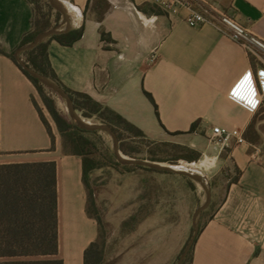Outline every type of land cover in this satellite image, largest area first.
<instances>
[{"label": "crops", "instance_id": "0c3cea01", "mask_svg": "<svg viewBox=\"0 0 264 264\" xmlns=\"http://www.w3.org/2000/svg\"><path fill=\"white\" fill-rule=\"evenodd\" d=\"M61 1L71 30L83 26L84 35L71 46L46 44L59 86L88 95L148 140L178 137L176 145L223 152L216 175L225 192L195 239L190 264H264V155L247 141L208 144L214 127L246 138L264 101L262 60L213 26H188L185 8L168 14L155 0ZM208 1L264 42V0ZM33 17L27 0H0V165L55 163L58 250L45 258L86 264L100 232L87 212L82 158L64 152L55 131L49 133L33 82L10 58L33 31ZM53 20L55 14L58 25ZM100 30L111 42L101 40ZM172 254L170 261L178 257Z\"/></svg>", "mask_w": 264, "mask_h": 264}, {"label": "rangeland", "instance_id": "374dc122", "mask_svg": "<svg viewBox=\"0 0 264 264\" xmlns=\"http://www.w3.org/2000/svg\"><path fill=\"white\" fill-rule=\"evenodd\" d=\"M40 4L45 11L51 12L43 0ZM53 21L59 24L61 18ZM45 96L69 120L63 100L47 89ZM36 102L50 130L53 129L61 141L63 151L70 153L72 143L67 134L63 137L59 133L45 100L37 90ZM77 112L84 120L101 124L96 117H85L81 111ZM252 124L248 139H245L264 155V101ZM120 132L121 145L127 151V154L122 153L124 156L182 166L206 177L212 201L210 210L200 218V228L217 209L225 192L223 182L218 186L216 175L218 164L224 161L223 152L220 155L203 154L196 147L176 145L175 142L180 140L178 137H171L168 142H154L133 137L124 129ZM84 136L92 142L89 157L101 165L91 173L86 188L87 212L98 223L97 244L101 250L100 262L91 260L89 264H176L178 257L170 261L173 250H177L179 256L188 242L192 234V215L205 200L204 190L177 174L117 165L108 134L99 132ZM210 141L208 144L219 143L214 138ZM202 161H206L209 167H200ZM189 263L188 260L185 264Z\"/></svg>", "mask_w": 264, "mask_h": 264}, {"label": "trees", "instance_id": "16d2710c", "mask_svg": "<svg viewBox=\"0 0 264 264\" xmlns=\"http://www.w3.org/2000/svg\"><path fill=\"white\" fill-rule=\"evenodd\" d=\"M27 1L33 5L34 17L31 21L33 31L25 34L19 46L30 43L37 34L55 27L51 21L52 13H55V20L56 18L62 19L61 14L53 12L54 10L49 6L46 0H43V2L51 12L44 10V6H41L40 0ZM83 35L84 27L82 26L78 29H72L65 34L53 36L34 50L23 53L22 59L37 72L56 82L46 52L47 42L55 40L63 46H71L81 40ZM100 38L102 41L111 42L109 34L105 33L103 30H100ZM10 58L20 68L13 54H10ZM21 71L33 82L36 90L45 100L46 107L56 123L59 133L63 137L67 134V138H69L72 143V151L70 153L82 158L83 183L87 188L91 173L99 169L101 165L95 162L93 158L89 157L92 153L90 149L92 147V142L86 138L84 134L97 135L99 132H88L78 129L73 122H70L60 113L54 102L45 96L46 89L49 93H54L41 85L38 81L32 79L24 70L21 69ZM65 91L71 96L75 109L81 111L85 117H96L99 122L111 126L119 139V149L121 153L127 154V151L121 145L120 131L122 129L130 132L133 137L147 139L139 128L129 123L109 108L101 106L88 95L74 93L68 90ZM146 94L151 101H153L151 95L148 93ZM39 113L41 120L47 127L49 133H51L47 121L40 111ZM252 123L249 125L245 134L246 139H248V133L253 127ZM196 125L197 122L192 125L191 132ZM149 160L152 162L156 161L154 159ZM116 164L120 165L118 162ZM138 168L155 171L145 167ZM234 180H236V178H234ZM210 208L211 205L203 212L202 216L207 213ZM213 213L209 219H211ZM206 222L199 228V232ZM57 250V191L55 163L34 162L0 165V258L3 259L0 261V264H63L61 260L45 258L56 255ZM192 250L193 246L183 264L188 260L191 263ZM91 260L95 261V263H99L101 260V250L98 249L97 242L92 244L86 252V264H89Z\"/></svg>", "mask_w": 264, "mask_h": 264}, {"label": "water", "instance_id": "95a60500", "mask_svg": "<svg viewBox=\"0 0 264 264\" xmlns=\"http://www.w3.org/2000/svg\"><path fill=\"white\" fill-rule=\"evenodd\" d=\"M46 1L55 12L61 14L62 17L61 22L55 27L37 34L30 43L19 46L13 53V57L16 63L32 79L38 81L41 85L51 90L54 94H56L60 99L63 100L69 120L73 122L78 129L88 132H101L108 134L112 140L113 155L120 165L145 167L158 172H168V173L177 174L179 176L189 178L190 180L201 186V188L204 190L205 193V200L194 211L192 215V234L176 261V264H183L198 235L199 222L202 213L206 211L211 205L212 193L209 182L207 181L206 177L202 176L201 174L193 173L192 171L186 169H182V168L176 169L172 165H166L158 162H152L141 159H133L124 156L119 149V139L110 125L104 123L101 124L90 123L84 120V118L80 116L77 110L75 109L71 96L61 86H59L56 82H54L50 78L37 72L22 59L23 53L34 50L36 47H38L39 45L44 43L47 39L53 36L62 35L71 30V19L68 10L64 6L63 2L61 0H46Z\"/></svg>", "mask_w": 264, "mask_h": 264}, {"label": "built area", "instance_id": "2783aa9c", "mask_svg": "<svg viewBox=\"0 0 264 264\" xmlns=\"http://www.w3.org/2000/svg\"><path fill=\"white\" fill-rule=\"evenodd\" d=\"M198 1L200 3L195 7L192 0H155L156 4L168 14H176L181 8L188 9L189 15L185 19L188 26L192 28L213 26L247 51L258 56L264 65L263 41L220 9L216 3L208 0ZM154 59L155 57L151 58L150 62ZM212 138L219 141L222 147H228L232 141L236 144H243L246 141L239 130L228 131L220 127L212 129Z\"/></svg>", "mask_w": 264, "mask_h": 264}, {"label": "bare ground", "instance_id": "6f19581e", "mask_svg": "<svg viewBox=\"0 0 264 264\" xmlns=\"http://www.w3.org/2000/svg\"><path fill=\"white\" fill-rule=\"evenodd\" d=\"M200 167H204V168H208L209 167V165L206 163V161H202V162H200ZM175 167V166H174ZM194 167V166H193ZM176 169H185V168H183L182 166L180 167V166H177V167H175ZM199 169V168H198ZM187 170V169H186Z\"/></svg>", "mask_w": 264, "mask_h": 264}]
</instances>
